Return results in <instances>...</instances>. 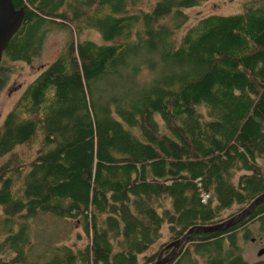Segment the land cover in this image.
Segmentation results:
<instances>
[{"label":"trees","instance_id":"trees-1","mask_svg":"<svg viewBox=\"0 0 264 264\" xmlns=\"http://www.w3.org/2000/svg\"><path fill=\"white\" fill-rule=\"evenodd\" d=\"M13 1L26 13L3 54L0 94L16 63L40 53L45 25L101 35L72 34L0 125V251L15 250L14 264H140L164 224L179 237L264 192V0L203 15L183 34L188 10L210 0L147 10L144 0ZM27 145L37 152L19 151ZM40 213L80 219L91 243L32 262L25 219ZM250 220L264 231V202L228 230L193 233L167 264H247L239 228Z\"/></svg>","mask_w":264,"mask_h":264},{"label":"rangeland","instance_id":"rangeland-1","mask_svg":"<svg viewBox=\"0 0 264 264\" xmlns=\"http://www.w3.org/2000/svg\"><path fill=\"white\" fill-rule=\"evenodd\" d=\"M246 0H210L202 7L191 8L188 10L190 21L186 26H184L180 33L191 25L195 20L199 19L201 16L209 13H235L241 11L242 3ZM157 2V0H144L140 3V7L147 10L152 8V6ZM135 9H133L134 11ZM77 29L76 27H73ZM71 26L58 27V25H45L42 28L45 34V41L42 44V49L38 55L33 57L32 63H27L19 61L16 63L17 72L12 75V78L4 91L0 94V125L3 123L7 113L16 105L25 87L32 81L38 73L49 63H51L58 54L62 51L66 45L68 39L74 34V39L79 38H90L96 41H101V35L93 29L84 28L81 36H78L76 30ZM181 34V35H182ZM148 70H144L141 74V79H147L150 76ZM37 146H23L19 148L26 156H30L37 152ZM1 161V159H0ZM260 164L264 168V156L259 159ZM240 174V173H239ZM242 205L235 204L232 208L224 211L223 218H228L235 212L241 210ZM4 215L2 212V207L0 206V229L3 228L1 222L4 220ZM29 225V243L27 244V250L29 252L30 258H36L39 262H43L45 258H39L47 253L48 248L69 246L74 251L80 248H85L91 243V236L87 235L84 231L82 222L80 219H68L65 217H60L55 214L40 213L33 217H28L25 219ZM247 228L252 230V235L245 239L243 233ZM240 233V244L242 246L244 258L247 264H264V255L259 256L258 251L264 248V231L261 232L256 225L255 221H248L245 227L239 228ZM185 233V232H184ZM7 234L2 230L1 236L5 238ZM183 235V234H182ZM181 235V236H182ZM179 236V237H181ZM175 237L170 230L169 224H164L161 230L160 238L152 244V246L143 254L139 256L140 264H147L144 260L145 255H156L157 258L161 248L167 243L179 238ZM254 238L255 240H252ZM186 244L184 245V247ZM183 247V248H184ZM180 249V252L183 250ZM7 254H11L8 252ZM5 251H0V264H9L3 259L8 257ZM48 257V255L46 256Z\"/></svg>","mask_w":264,"mask_h":264},{"label":"water","instance_id":"water-1","mask_svg":"<svg viewBox=\"0 0 264 264\" xmlns=\"http://www.w3.org/2000/svg\"><path fill=\"white\" fill-rule=\"evenodd\" d=\"M25 13V7L17 8L13 0H0V65L5 49L8 47L10 40L22 25ZM263 202L264 192L259 194L243 209L235 212L220 222L191 226L181 237L164 245L155 261L148 264H167L170 261H174L180 255V249L189 241V238L193 233H216L228 230L249 217ZM165 251L169 252L165 254ZM258 255H264V248H261L258 251Z\"/></svg>","mask_w":264,"mask_h":264},{"label":"flooded vegetation","instance_id":"flooded-vegetation-1","mask_svg":"<svg viewBox=\"0 0 264 264\" xmlns=\"http://www.w3.org/2000/svg\"><path fill=\"white\" fill-rule=\"evenodd\" d=\"M257 225V224H256ZM246 226V224H243L242 225V227H245ZM258 226V225H257ZM13 228V231H15V232H17V231H19V230H21L22 229V226L21 225H19V224H14V226L12 227ZM252 240H255L254 238H252ZM28 243H29V237H28ZM27 243V244H28ZM27 244H26V246H25V248H27ZM3 251H5L6 252V254L8 253V252H10L11 254H7L8 255V257H5L3 260L5 261V262H9V264H14L13 262H12V259L16 256V251L15 250H11V249H7L6 248V245L4 244L3 245V247H2V252ZM169 251H165V254H167ZM47 253L48 254H44V255H42L41 257L42 258H45L43 261H47L48 259H50V257L52 256V254H53V252H52V248L50 247V248H48V250H47ZM28 255H29V252H28ZM48 255V257H46ZM39 257V256H38ZM29 259L32 261V262H34V263H37V262H39V260H36V258H30V255H29ZM170 262H172V261H170ZM169 263V262H168Z\"/></svg>","mask_w":264,"mask_h":264},{"label":"built area","instance_id":"built-area-1","mask_svg":"<svg viewBox=\"0 0 264 264\" xmlns=\"http://www.w3.org/2000/svg\"><path fill=\"white\" fill-rule=\"evenodd\" d=\"M208 197H209V195L206 194V193H204L202 199H203L204 201H207Z\"/></svg>","mask_w":264,"mask_h":264}]
</instances>
